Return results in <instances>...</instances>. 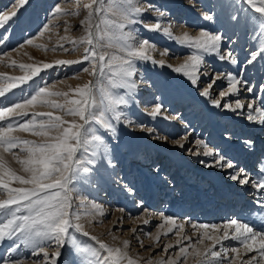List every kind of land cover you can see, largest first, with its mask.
Returning a JSON list of instances; mask_svg holds the SVG:
<instances>
[{
	"label": "rangeland",
	"instance_id": "1",
	"mask_svg": "<svg viewBox=\"0 0 264 264\" xmlns=\"http://www.w3.org/2000/svg\"><path fill=\"white\" fill-rule=\"evenodd\" d=\"M88 2L90 0H29L24 8L17 11V16L12 21L0 27V73L17 77L25 75L18 66L11 64L12 60L17 64L40 67L46 62L54 64L59 59L81 60L85 54V47H90L80 42L81 37L85 35L80 23L86 16L83 5ZM135 2L137 6L149 9L135 19L147 23L159 22L161 30L150 31L143 26V22H139L130 26L135 29L133 34L137 39H147L153 45V51L150 53L153 59L164 60L165 63L160 65L151 61H135L136 74L131 79L135 81L136 88L130 93L125 89L115 90L129 101L127 105H121L117 109L123 113L121 121L116 122L112 119V114L108 113L115 127L114 133L92 123L93 131L103 137L104 145L96 157L97 164L92 166L90 182L85 183L81 180L75 185L77 192L73 193L75 202L72 210L80 212V222L90 236H96L110 247L123 248V242L128 241L129 247L125 250L129 257L138 261V264H157L161 258L165 260L175 258L180 247L197 243L201 232L194 229L193 224H218L219 232L213 233L211 228L208 232L222 236L223 225L234 219L228 220L224 218L225 214L221 213L218 220L217 216H214L215 207H219L218 201L226 202L224 195H219L218 190L221 193V189L225 188L228 182L233 184L235 190L239 189V186L245 188L247 184L241 185L231 180L230 175L243 170V175L249 178L248 184H252L255 178L248 173L259 165L264 168V159L261 161L263 154L255 150L256 140L253 135L255 136L256 132L251 131L257 122L246 118L249 111H252L247 108L249 103H254V107L264 108V98L261 96L264 88L262 87L264 54L260 52L264 46V36L260 34L261 29L252 20L256 14L249 9L245 0H135ZM16 4L17 0H0V13L14 10ZM57 5L65 10L64 14L59 16L54 14ZM155 9L166 15L157 17ZM205 15H211L213 19L207 20ZM233 16L237 19L233 20ZM164 27L170 29L171 37L164 34ZM127 30L126 28L125 31ZM202 30L210 34H220L221 52L231 50L237 56L238 64L232 65L228 61H221L216 54L201 52L199 54L204 57V62L200 66L197 83L192 84L186 76L173 69L184 63L188 56L196 54V50L181 45L173 37L185 32L195 37ZM41 32L44 33L43 36ZM62 37L67 39H61ZM29 39L33 40L34 45L40 44L45 47L28 45L26 41ZM59 44H63V48H60ZM165 52L166 54H162ZM252 53H256V58L249 63ZM91 67V61H84L42 70L32 80L0 97V108L23 103L41 87H46L50 91L69 92V96L72 97L74 93L70 89L98 78L103 80L99 74L94 77L83 71L84 68ZM228 74L235 75L241 81L246 80L248 84L241 83L239 87L242 91L222 98L219 93L227 91ZM217 76L220 78L209 89V96L201 95ZM150 86L153 87L155 95L146 103ZM247 87H252L253 91L247 92ZM94 92H98V88L94 89ZM50 99L63 102L62 97ZM237 99L245 105L243 109L231 111L223 106L231 103L234 107ZM214 100H220L221 106L217 107L213 103ZM157 104L160 105L161 111L153 117L150 113ZM33 112L63 115L57 109L38 104L29 109L28 116L15 117L13 120L23 122L31 119ZM76 119L78 121V118ZM6 123L7 121L0 122V125ZM148 129L153 131L149 132ZM14 134L37 143L45 139L31 132L18 131ZM133 134L142 136L143 139L158 146L146 145ZM247 134L249 136L251 134L252 137H246ZM197 141L203 142L202 145H198ZM205 145L213 150L212 156L203 155ZM166 146L174 150L167 149ZM239 148L247 157L252 156L248 153L250 150L260 152L256 153L252 160L255 164L257 159L258 165L252 166L250 162L252 157L244 164L239 159L233 161L232 155L235 156ZM105 149L107 157H103ZM169 151L173 155L178 153L186 163L180 165ZM13 152L21 158L25 155L18 148L13 149ZM220 155L231 161L234 167L228 169L226 166H217L216 160ZM5 158L18 174H24L21 165L12 158L11 153L5 154ZM108 160H111V165L108 164ZM255 171L257 179L264 180L262 173L264 171L259 169ZM246 188L245 190H249ZM263 190L261 189V192H264ZM77 196L86 198L83 207L80 206L79 199H76ZM234 197L231 196L229 201L235 200ZM92 204L99 205L103 209V215L98 211H92L89 215L87 209ZM254 210L246 212L242 219L236 220L248 223L254 230L264 231V206L258 209L259 212ZM164 217L173 218L178 225L184 224V231L180 237L176 235L178 229L165 234L168 225H165ZM144 220L148 223L145 224ZM70 232L77 237L82 246L98 249V245L89 237L74 230ZM229 233L230 238L216 245L214 250L242 247L239 241L231 238V230ZM157 234L159 240L154 239ZM184 236L191 239H184ZM178 239L181 241L180 244L176 243ZM169 243L173 244V248L165 252L163 249ZM211 243L212 241L207 239L204 241L205 245ZM16 244H20V241L15 238L0 242V264H3L4 260H8L10 264L15 260H22L24 264L33 262L42 264L43 254L39 253V247L21 244L16 248ZM41 247L46 248L50 256L55 251L54 242H45ZM99 251L101 258L106 255L103 250ZM61 253L58 264H85L70 243L65 244ZM233 255L229 251L222 264H228ZM242 255L243 259L247 260L257 253ZM189 264H193L191 258Z\"/></svg>",
	"mask_w": 264,
	"mask_h": 264
},
{
	"label": "snow or ice",
	"instance_id": "2",
	"mask_svg": "<svg viewBox=\"0 0 264 264\" xmlns=\"http://www.w3.org/2000/svg\"><path fill=\"white\" fill-rule=\"evenodd\" d=\"M245 2L249 9L256 14L252 20L261 29L260 34L264 36V0H245ZM28 3L29 0H17L14 10L0 13V27H4L7 22L12 21L17 16V11ZM83 7L86 9V16L80 23L84 28L85 35L81 37L80 42L90 47H85V54L81 60L59 59L54 64L43 63L42 67L32 64H17L15 60H12L11 64L18 66L25 72V75L17 77L0 73V97H4L6 93L32 80L42 70L59 65L91 61V69L84 68L83 71L94 77L99 74V77L103 78V80L98 78L75 89H70L74 93L72 97L69 96V92L50 91L46 87H41L35 95L24 100L23 103H14L11 107L0 108V122L7 121L6 124L0 125V242L15 238L20 241V244H16V248H19L21 244L39 247V253L43 254L42 264H58L62 255L61 249L67 243L75 248L85 264H125V261L126 264H138V261L129 257L125 250L129 247L128 241L123 242V248L110 247L84 230V226L80 222V212L72 210L75 202L73 193L77 192L75 185L79 181L90 182L92 166L97 164L96 157L104 145L103 137L95 134L91 127L92 123L114 133L115 127L110 121L108 113L112 114V119L116 122L121 121L123 113L117 109L121 105H127L129 101L125 99V96L117 94L115 90L125 89L130 93L136 88L135 81L131 79L136 74L135 61H151L153 64L159 63L160 65H164L165 61L154 60L150 54L153 51V45L147 39H137L133 34L135 29L130 27L143 22L137 21L135 17L148 11V8L137 6L135 0H90ZM64 11L60 5H57L54 14L59 16L64 14ZM155 12L157 17L166 15L159 9H155ZM205 19L212 20L213 17L205 15ZM232 19L235 20L237 17L233 16ZM143 26L154 32L161 30L159 22H143ZM47 28L46 25L45 29ZM126 28L127 31H125ZM163 32L169 37L172 36L168 27H164ZM43 34L41 32V36ZM61 39L67 38L62 37ZM173 39L181 45H187L196 50V54L188 56L184 63L173 69L186 76L192 84L197 83L200 66L204 62V57L199 54L201 52L216 54L221 61H228L232 65L238 64V58L231 50L221 52L222 36L220 34H210L208 31L202 30L195 37L185 32ZM26 43L34 45L32 39L27 40ZM34 46L45 47L40 44ZM58 46L63 48V44ZM64 50L67 51V49ZM260 52L264 54V46L261 47ZM162 54H166V52ZM255 58L256 53H252L248 62L251 63ZM169 67L172 66L169 65ZM219 78L215 77L201 95L209 96V89ZM227 81V91L219 93L222 98L239 93L241 83L248 84L246 80L241 81L231 74H228ZM97 88L98 92H94V89ZM246 91L251 93L253 89L247 87ZM51 97H62L63 102L50 99ZM213 103L217 107L221 106L220 100H214ZM38 104L57 109L63 115H54L52 112H33L31 119L23 122L13 120L15 117L28 116L29 109ZM223 106L231 111L245 107L239 99L235 101L234 107L231 103H226ZM247 108L252 111H249L246 118L264 125V108L254 107V103H249ZM160 111L161 107L157 104L150 115L155 117ZM64 117L73 119L68 120ZM18 131L31 132L33 135L45 139L41 143L22 139L14 134ZM147 131L152 132L153 130L148 129ZM202 143L197 141L198 145H202ZM17 148L25 154L23 158L13 152V149ZM204 149L203 155H213V150L206 145ZM7 153H11L12 158L21 165L23 175L18 174L9 165L5 158ZM107 155L105 149L103 157H107ZM108 164L111 165V160H108ZM216 164L220 167L226 166L228 169L234 167L233 163L222 155L218 156ZM230 179L241 185L250 182L249 178L243 175V170L230 175ZM255 186L264 189V180L257 182ZM76 199H79L81 207L85 205L86 198L77 196ZM92 211H98L100 215H103V209L99 205L92 204L87 209L89 215ZM164 222L165 225H168L165 234L178 229L177 237L182 235L184 224L178 225L171 217H164ZM144 223L147 224L148 221L144 220ZM161 227L163 228L164 225ZM192 227L201 232L197 243L180 247L175 258L168 260L161 258L157 264H181V258L183 264H189V258L192 259L193 264H222L229 251L234 255L228 260V264H264V231L254 230L248 223L237 220H231L223 225L222 236L208 232L209 228L213 233L219 232L220 228L217 225L193 224ZM70 230L89 237L98 245V249L82 246ZM229 230H231V238L239 241L242 247L214 250L216 245L230 238ZM183 238L191 239L188 236ZM154 239L159 240V234ZM206 239L212 243L205 245ZM45 242H54L55 244V251L51 256L46 248L41 247ZM176 243L180 244L181 241L178 239ZM171 248H173V244L169 243L163 250L167 252ZM99 250H103L106 255L101 258ZM251 252H256L257 255L244 260L242 253L246 255ZM3 264H10V262L4 260ZM11 264H24V261L15 260Z\"/></svg>",
	"mask_w": 264,
	"mask_h": 264
},
{
	"label": "bare ground",
	"instance_id": "3",
	"mask_svg": "<svg viewBox=\"0 0 264 264\" xmlns=\"http://www.w3.org/2000/svg\"><path fill=\"white\" fill-rule=\"evenodd\" d=\"M255 81H256V78H255ZM154 95H155L154 89H153L152 86H150L149 90H148V93H147V99L145 100V102L146 103L150 102L153 99ZM261 96L264 98V88L261 91ZM244 98H245V96H244ZM251 131L252 132H256L255 133L256 135L255 136L253 135V138H255V140H256L255 141L256 142L255 143V150L256 151L259 150L263 154L261 156V161H262V159H264V139H263L264 138V125H260L259 123H256L254 125V129L253 130L251 129ZM251 131L249 130L248 132L251 133ZM130 135H132V134H130ZM133 135L136 136L135 134H133ZM136 137H138L142 141H144L146 145H151L152 144V145H157L158 146V144H156V143H153V142H150V141H147V140L143 139L142 136H136ZM246 137H252V136H251V134H250V136H249V134H247ZM252 142H253V140H252ZM249 145H247V146H249ZM251 147H252V145H251ZM166 148L167 149H171V150L173 149L172 147H168V146H166ZM169 152L173 155V153L171 151H169ZM242 152H243V150L239 148V150L235 153V156L232 155L233 161H237L239 159V161L244 164V163H247L248 158L252 157L251 161H250V162H252V160H254V158L256 157L255 154L256 153L257 154L260 153V152H256L255 153L252 150H250L248 153L252 154V156L247 157V154H244ZM173 156L176 157V159H177L176 161L177 162L179 161L180 165L186 163L185 160L183 158H181L178 153H176ZM242 158H244V159L241 160ZM250 164L251 163H249V169H250ZM255 165H258L257 164V159H256L255 164H253V162H252V166H255ZM261 167H262V165H259V167L257 166L255 170L259 169V170L262 171ZM178 168H180V167L178 166ZM255 170L252 169V171H250L248 173V175L249 174L253 175V177L255 178V180L252 182V184H247V186H246L247 188L245 187L246 189H249V190H245V188L243 186H239V189L235 190V188L233 187V184H231L229 182L225 185L226 186L225 188L221 189V193H220V190H218L219 191V195H222V196L224 195L223 198L226 199V202L225 203L224 202L221 203V202L218 201L217 204L219 205V207H215V214H214L215 217L217 216V220H218V218H221V215H219V213L225 214L224 218H227L228 220L229 219H234V220L242 219L243 218V214H245L246 212H249L250 210H251V212H253L254 209L258 211V209L259 210L261 209V206H264V195H262V194H264V192H261V189L257 188L255 186L257 182L261 181V180L257 179L258 176H256L257 173H256ZM262 173H264V172H262ZM231 196H235L234 197L235 200L229 201ZM194 209H196V208H194ZM223 211H225V212H223ZM204 216H206V215H204ZM217 226H220V225L217 224Z\"/></svg>",
	"mask_w": 264,
	"mask_h": 264
}]
</instances>
